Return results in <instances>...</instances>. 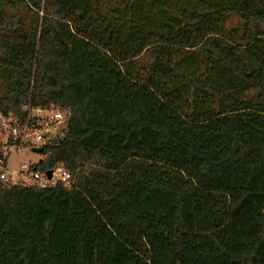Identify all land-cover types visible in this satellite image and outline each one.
Returning a JSON list of instances; mask_svg holds the SVG:
<instances>
[{
    "label": "trees",
    "instance_id": "trees-1",
    "mask_svg": "<svg viewBox=\"0 0 264 264\" xmlns=\"http://www.w3.org/2000/svg\"><path fill=\"white\" fill-rule=\"evenodd\" d=\"M36 108L71 184L0 180V264H264V0H0L7 132Z\"/></svg>",
    "mask_w": 264,
    "mask_h": 264
},
{
    "label": "built area",
    "instance_id": "built-area-1",
    "mask_svg": "<svg viewBox=\"0 0 264 264\" xmlns=\"http://www.w3.org/2000/svg\"><path fill=\"white\" fill-rule=\"evenodd\" d=\"M31 116L36 119L35 122L14 121L10 123V130L3 138L4 144L2 157H0V180L8 183H22L26 186L49 187L59 182L69 187L71 184V173L63 165H57L51 169V175L48 177L46 171L38 172L29 169L30 165L22 163L14 173L9 174L7 170V156L11 150L16 147V142H21L23 138H31L29 142L33 147L42 146L48 142L49 138L57 135L58 127L64 123V113L59 109L36 108ZM9 124V123H8ZM9 138V139H8Z\"/></svg>",
    "mask_w": 264,
    "mask_h": 264
},
{
    "label": "rangeland",
    "instance_id": "rangeland-1",
    "mask_svg": "<svg viewBox=\"0 0 264 264\" xmlns=\"http://www.w3.org/2000/svg\"><path fill=\"white\" fill-rule=\"evenodd\" d=\"M237 22L238 19L233 16L232 18H230V20H228L227 23L229 25H235L237 24ZM6 123L7 122L2 117H0V136L2 138H4L7 133L5 126ZM30 140L31 138L29 137L23 138L20 145L16 146L9 152V156L7 158V170L9 174L14 173L22 163L31 165L32 163L39 161L43 157L42 154L33 151V146L29 144V142L32 143L33 141Z\"/></svg>",
    "mask_w": 264,
    "mask_h": 264
},
{
    "label": "water",
    "instance_id": "water-1",
    "mask_svg": "<svg viewBox=\"0 0 264 264\" xmlns=\"http://www.w3.org/2000/svg\"><path fill=\"white\" fill-rule=\"evenodd\" d=\"M51 142H54V139H51ZM33 151L38 152L39 154H41L42 151H43V147L42 146L33 147ZM46 173H47V175L49 177L51 175V170H47Z\"/></svg>",
    "mask_w": 264,
    "mask_h": 264
}]
</instances>
